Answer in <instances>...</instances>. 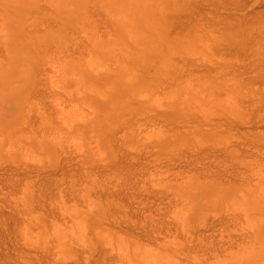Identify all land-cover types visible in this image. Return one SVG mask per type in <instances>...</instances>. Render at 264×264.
I'll list each match as a JSON object with an SVG mask.
<instances>
[{
    "label": "rangeland",
    "instance_id": "rangeland-1",
    "mask_svg": "<svg viewBox=\"0 0 264 264\" xmlns=\"http://www.w3.org/2000/svg\"><path fill=\"white\" fill-rule=\"evenodd\" d=\"M88 1L0 0V264H264V0Z\"/></svg>",
    "mask_w": 264,
    "mask_h": 264
},
{
    "label": "bare ground",
    "instance_id": "bare-ground-1",
    "mask_svg": "<svg viewBox=\"0 0 264 264\" xmlns=\"http://www.w3.org/2000/svg\"><path fill=\"white\" fill-rule=\"evenodd\" d=\"M88 1V0H87ZM24 2H26V0H24ZM89 2V1H88ZM35 4V3H34ZM35 6V5H34ZM28 9V8H27ZM25 10V9H24ZM28 11V10H27ZM252 11V10H251ZM26 12V11H25ZM25 12H24V14H25ZM63 14H64V11H63ZM66 14V13H65ZM25 15H27V14H25ZM26 18V17H25ZM25 21V20H24ZM25 25H27V24H25ZM3 28V27H2ZM2 28H1V30H2ZM20 29H22V28H20ZM19 29V30H20ZM18 30V31H19ZM23 30V29H22ZM28 30V29H27ZM3 32V31H2ZM14 34V33H13ZM26 36V35H25ZM32 39V38H31ZM36 39V38H35ZM3 40V39H2ZM8 41V40H7ZM93 53V52H92ZM95 58H96V56H95ZM95 60H97V59H95ZM104 60V59H103ZM100 61V60H99ZM99 63V62H98ZM97 66H99V65H97ZM97 66L95 67V68H97ZM92 67V66H91ZM90 67V68H91ZM89 68V69H90ZM100 68H101V66H100ZM120 68V67H119ZM8 69V68H7ZM98 69V68H97ZM93 71V70H92ZM95 71V70H94ZM51 75V74H50ZM52 77V76H51ZM54 77L56 78V75H54ZM124 79H126V78H124ZM98 87V86H97ZM112 88V86H110V88L109 89H111ZM104 89V88H103ZM115 90V89H114ZM106 92H108V90L106 91ZM101 94V93H100ZM107 95H108V93H107ZM103 96V95H102ZM105 97H107L106 95H105ZM118 100V99H117ZM110 104V103H109ZM90 204V203H89Z\"/></svg>",
    "mask_w": 264,
    "mask_h": 264
},
{
    "label": "crops",
    "instance_id": "crops-1",
    "mask_svg": "<svg viewBox=\"0 0 264 264\" xmlns=\"http://www.w3.org/2000/svg\"><path fill=\"white\" fill-rule=\"evenodd\" d=\"M245 264H247V262Z\"/></svg>",
    "mask_w": 264,
    "mask_h": 264
}]
</instances>
